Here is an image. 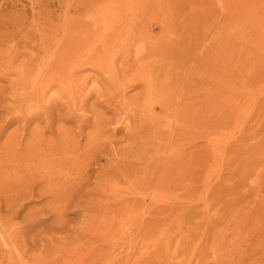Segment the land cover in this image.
<instances>
[{
    "label": "rangeland",
    "instance_id": "obj_1",
    "mask_svg": "<svg viewBox=\"0 0 264 264\" xmlns=\"http://www.w3.org/2000/svg\"><path fill=\"white\" fill-rule=\"evenodd\" d=\"M99 1L122 2L120 11L127 10L125 0H94L88 8L102 6ZM146 1L149 0H139V4ZM202 1L213 2L220 13L219 121L217 126L207 125L202 132L206 156L193 160L187 175H181L177 168L176 187L166 190L150 183L158 174L163 175L162 164L151 155L147 159L142 157L148 154L151 144L142 138L141 131L139 139H133V135L121 129L113 141L100 143V152L128 157L125 161L139 169V194L131 193L139 205L130 204L123 210V217L113 209L115 213L110 211L83 223L85 214L89 213L85 209V197L94 198L101 191L104 173L100 174V168L107 165V160L94 165L88 175L80 170L75 183H85V188L76 189L66 199L67 207L63 211L66 217L61 222L64 232L57 236L54 245L58 251L62 249V255L74 252L76 256L71 261L78 258V264H96L100 246L105 253L111 250L110 255L101 257L100 264H135V260L139 264H264V0H173L176 14L172 25L188 32L182 41L190 49L196 46L205 20L192 15L189 6L203 4L198 7L208 13ZM85 2L88 4L90 0H0V50L5 54L11 50L13 56L18 54L16 62L9 63L15 66L10 75L4 74L8 63L0 69V264H33L34 258L42 259L43 244L51 239L47 234L55 217L45 205L49 198L40 196L50 187L38 181L34 185V198L24 200L21 191L26 189L17 186L23 175L36 172L37 178L47 179L46 161L53 158L72 167L79 164L68 158L71 156L55 154L64 138L63 130H78L77 119L65 122L69 114L61 108L64 101L56 99V94L51 93L46 99H52L49 117L43 110L38 111V107H31V103L23 100L21 83L30 76L29 58L37 55L41 34H48L61 22L66 24L67 15L76 16V8L84 6L78 4ZM154 34L158 36V30ZM26 35L31 41H27ZM176 44L182 47L181 42ZM178 59H184L182 54ZM22 61L26 66L20 81L14 71ZM94 73L90 68L83 71L93 76L89 78V86L96 82ZM89 86L87 91H96ZM141 93V87L130 88L124 99L133 100ZM97 97L95 94L89 100L86 110ZM77 104L81 102L78 100ZM95 110L112 117L100 106ZM81 113L87 111L77 112ZM90 120L95 118L91 116ZM127 124L123 122V126ZM113 126H107L106 136ZM91 131L92 127L88 126L84 132ZM80 139L75 154L84 151L87 138L76 140ZM216 139L218 148L213 149ZM130 186L137 193L132 183H124V195L130 193ZM109 188L108 185L106 192L111 194ZM39 217L45 222L30 228ZM120 219L122 224L118 222ZM87 227L98 232L89 234L73 247L66 244L70 234L66 230L74 228L81 232ZM64 237L68 239L64 241ZM122 243V259L118 262L119 257L115 256L120 250L113 248ZM24 252L27 254L20 259ZM129 253L134 255L131 259L126 257Z\"/></svg>",
    "mask_w": 264,
    "mask_h": 264
},
{
    "label": "bare ground",
    "instance_id": "obj_2",
    "mask_svg": "<svg viewBox=\"0 0 264 264\" xmlns=\"http://www.w3.org/2000/svg\"><path fill=\"white\" fill-rule=\"evenodd\" d=\"M93 1L90 0L88 4L79 3L78 5L84 6L76 8V16L69 18L67 15L66 24L61 22L48 34H41V43L36 49L37 55L29 58V63L32 64L30 76L25 83H21L25 94L23 100L31 103V107H38V111L43 110L49 117L52 99H46L51 93L56 94V99L64 101L61 108L69 114V117L64 119L65 122L72 123L76 118L79 123L76 132L71 129L63 130L64 138L55 149L56 155L60 153L58 156H71L68 158L78 161L79 164L72 167L53 158L46 161L47 174L42 170L47 179L37 178L36 172L25 173L17 185L18 189H26L21 191V196H25L24 200L34 198V185L38 181L42 186L50 187L40 196L49 198L45 205L55 217V221L47 234L51 239H45L43 244L42 259L34 258L33 264H78V258L71 261L72 257L76 256L74 252L62 255V249L59 248L61 251H58L54 245L56 246L57 236L64 232L61 222L64 223L63 219L66 217L63 213L67 207L66 199L76 189L85 188V183H75V175L79 174L80 170L88 175L94 165L107 160V165L100 168V174L102 171L104 173L101 191L94 198L85 197L86 206L83 201L79 202L89 210L83 223L100 218L110 211L115 213L113 209L118 213L116 215L123 217L126 207L130 204L139 205V200L131 198V193L139 194V169L131 162L125 161L128 157L124 159L100 152L104 143L114 140L115 133L124 129L133 135V139H139L141 131L142 138L149 140L151 144L148 145V154L145 153L142 157L147 159L151 155L162 164L163 175L158 174L150 183L168 190L176 187L174 183L177 179V168L181 170V175H187V169L193 160L206 156L205 136L202 132L207 125L217 126L219 121L220 13L213 2L207 4L202 1L208 13L198 7L203 4L189 6L192 15L205 20L204 30L196 46L190 49L182 41L188 32L172 25V18L176 14L173 11V0H149L145 4H139V0H125V11H120L122 2L115 1H99L97 3L103 4L102 6L88 8L89 4L93 5ZM155 30H158V36L154 34ZM25 38H29L28 42L31 41L28 35ZM177 41L182 43V47L176 44ZM6 53L0 50V69L8 63L4 70L5 77L15 68L14 64L9 66V63L16 62L18 57V54L13 56L11 50ZM181 54L184 59L179 60ZM25 66L22 61L14 71L20 81L23 80ZM87 68L92 69L96 75V82H92L91 86L89 78L93 76L83 74ZM88 86L96 91H87ZM133 87H141V95H137L133 100H125V95ZM95 94H98V97L89 110H86L89 100ZM78 100L80 105L77 104ZM96 106L105 109L112 117L96 112ZM82 109L87 113H81L80 116L77 112ZM91 116L95 118L94 121L90 120ZM124 121L128 123L125 126ZM109 125H114V128H110L111 133L106 136ZM88 126L92 127V131L85 133ZM77 137L87 138L84 151L80 154H75V148L78 150L82 142L81 139L77 141ZM217 148L218 139L213 145V149ZM110 159L112 163H109ZM106 174H109L108 177ZM124 183H132L137 193L130 186V193L124 195ZM108 185L111 194L106 192ZM41 217L30 224V228L44 223L45 220ZM118 222L122 224L123 219ZM113 227L112 224L111 230ZM66 232L70 233L69 239L64 237L63 240L68 239L66 244L73 247L98 230L87 227L81 232L74 228ZM137 233L139 235V228ZM118 239H123L120 234ZM64 241H61V244ZM34 245L35 243L32 246L35 247ZM116 246L117 248L113 249L120 250L115 256L119 257V262L122 259L123 243ZM133 248L136 252L137 247ZM96 252L99 254L96 260L98 264L103 255L111 254V250L105 253L100 246ZM26 254L24 252L20 259ZM133 256L132 253L126 255L127 259ZM135 261V264H139V260Z\"/></svg>",
    "mask_w": 264,
    "mask_h": 264
}]
</instances>
